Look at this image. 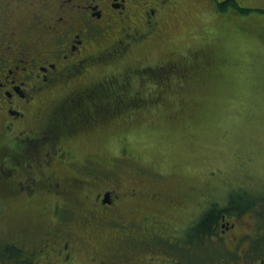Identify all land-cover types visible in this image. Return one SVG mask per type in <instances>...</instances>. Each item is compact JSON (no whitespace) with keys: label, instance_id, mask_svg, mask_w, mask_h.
Instances as JSON below:
<instances>
[{"label":"rangeland","instance_id":"obj_1","mask_svg":"<svg viewBox=\"0 0 264 264\" xmlns=\"http://www.w3.org/2000/svg\"><path fill=\"white\" fill-rule=\"evenodd\" d=\"M257 2L261 4H246L245 7L253 9L240 14L237 21L219 19L218 8L205 7L200 0H180L177 17H170L165 29L138 42L127 58L120 60L119 66H100L96 73L82 78L79 84L89 86L98 84L104 75L115 73L116 76L103 78V82L113 85L110 87L114 94H122L125 102L135 98L142 106L132 109L122 104L115 109L101 107L92 113L81 111L80 116L83 113L86 116L83 123L61 127L64 138L58 144L60 151L71 150L78 167L96 159L103 172L99 174L102 181L83 188L73 178L80 176L77 172L84 178L87 175L81 168L72 169L75 162L66 157L53 166V180H61L63 185L66 181L63 189L67 191L59 194L55 189L54 201H63L65 207L80 205L83 210H100L95 194L112 188L109 172L122 179L121 207L138 209L150 204L175 219L182 210L192 211L193 197L222 201L229 192L263 195L264 11L258 9L264 10V0ZM168 57L181 62L186 69L184 76L176 73L162 80L139 71L130 74L134 78L132 84L123 82L128 71L123 67L125 63L162 61L163 64ZM85 85L78 89H86ZM131 88L136 90L132 92ZM65 94L61 87L53 98L44 102L41 117L33 126L42 127ZM99 96L96 101L100 100ZM95 116L97 121L92 122ZM1 137L0 133V149ZM15 172L17 179L26 176L21 168ZM45 186L41 184V188ZM19 192L16 180L0 183V238L15 239L29 256L33 247L48 241L45 232L57 221L50 212L41 214L49 204L45 198L47 192L42 190L35 198ZM66 213L78 217L85 211L78 213L71 208ZM83 231L78 233L77 228V236L83 238L86 235ZM122 232L117 226H106L103 240L99 242L96 236L87 240L77 257L91 260L96 251L106 250V233ZM68 237L62 234L56 240ZM76 243L80 244L77 239ZM203 252L208 254L206 249ZM22 259L23 255L7 258L0 264H24Z\"/></svg>","mask_w":264,"mask_h":264},{"label":"flooded vegetation","instance_id":"obj_2","mask_svg":"<svg viewBox=\"0 0 264 264\" xmlns=\"http://www.w3.org/2000/svg\"><path fill=\"white\" fill-rule=\"evenodd\" d=\"M200 1L205 7L218 8L219 19L237 21L244 13L239 11V6L261 4L257 0H234L238 7L225 10L220 4L229 0ZM179 4L180 0H0V133L3 139L0 183L16 180L19 193L34 198L42 190L47 192L45 198L49 204L41 214L50 212L57 221L45 232L48 241L33 247L29 256L15 239L0 238L5 240L0 241L4 259L12 258L9 251L13 249L23 255L24 264H264V197L261 194L229 192L222 201L193 197L192 211L182 210L175 219L150 204L138 209L121 207L122 179L109 172L112 188L95 194L100 210H83L80 205L65 207L63 201H54L55 189L65 194L66 181L63 185V181L53 180V166L66 157L75 162L72 169L81 168L87 175L84 178L77 172L80 176L73 178L83 188L102 181L99 161L92 158L85 163L88 167L85 164L78 167L71 150L64 153L58 147L64 138L61 127L83 123L86 117L83 112L93 111L87 108V102L94 93L90 88L97 84L83 83L88 87L80 91L78 88L85 87L79 82L96 73L100 66H119L120 60L127 58L138 42L167 27V20L176 16ZM161 63H125L123 67L128 71L123 82L132 84L134 78L130 74L139 71L149 76L152 73L151 76L162 80L170 79L172 74H186L175 57ZM104 76L107 79L116 74ZM61 87L66 92L62 100L51 110L42 127L33 126L41 117V105ZM95 120L96 116L92 122ZM122 154H126V147ZM126 163L130 164L127 160ZM19 168L26 171L24 178L17 179L15 171ZM41 184L46 186L41 188ZM71 208L85 214L71 217L66 213ZM215 212L208 231H202L205 217ZM76 225L78 233L84 230L83 238L77 236ZM106 226H117L123 232L106 233V250L95 253L100 256L93 255L85 261L77 257L87 240L95 236L99 242L103 240ZM62 234L69 237L56 240Z\"/></svg>","mask_w":264,"mask_h":264},{"label":"trees","instance_id":"obj_3","mask_svg":"<svg viewBox=\"0 0 264 264\" xmlns=\"http://www.w3.org/2000/svg\"><path fill=\"white\" fill-rule=\"evenodd\" d=\"M220 5H221V8L225 9V10H228L229 8L233 9V8L238 7V6L235 7L236 4H235L234 0H229L228 3H221ZM238 9H239V11H242L244 13H247V12L251 11L250 8L241 7V6H239ZM150 75H153V74L150 73ZM110 86H113V85H111V84L109 85L108 83L100 81L99 84L91 87L90 90H93L94 93L92 94V96L91 95L89 96L90 98H88V102L86 101L88 103L87 108L90 107V109H92L94 112H96V111H99L101 107H105V109H106V108H109V107L112 106L115 109L119 105L123 104L124 106L130 107V108L133 109V107H137L138 105H141V104H139L137 102V100L135 98L131 99L132 101H128L127 102V100H126V102H125V100H123V98L121 99L122 94H117V93H116L117 95L114 94L115 91H113L114 89L112 87H110ZM118 88H120V86ZM95 91L99 92V93H95ZM106 91H108V92H106ZM99 95H104L106 98L105 97H101ZM96 96H99L100 100L97 99L98 101H96L95 100ZM115 112L116 111H114L112 113H115ZM2 156H3V154L0 155V159H2ZM0 163H1V160H0ZM234 199L237 201L238 200V196H237V198H234ZM249 199L251 200L252 198L249 197ZM241 200H243V199L241 198ZM249 203H251V202L249 201ZM216 214L217 213L215 212V213H212L211 215H209L208 217L207 216L205 217V221H203V223L201 224V230L202 231H204V232L208 231V229L211 226V221L216 217ZM10 250L11 251H9V252L12 253L11 254L12 257H17L18 258V256H21L19 251L17 252V251H15L13 249H10ZM0 254L2 256H4L3 252H1V251H0ZM3 260H5V259L0 256V263L3 262Z\"/></svg>","mask_w":264,"mask_h":264}]
</instances>
